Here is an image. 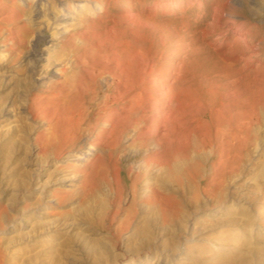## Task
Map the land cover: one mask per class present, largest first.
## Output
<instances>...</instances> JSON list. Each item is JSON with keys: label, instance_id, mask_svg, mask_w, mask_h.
<instances>
[{"label": "bare ground", "instance_id": "6f19581e", "mask_svg": "<svg viewBox=\"0 0 264 264\" xmlns=\"http://www.w3.org/2000/svg\"><path fill=\"white\" fill-rule=\"evenodd\" d=\"M230 1L234 7L229 1L214 7L212 22L204 32L209 43L204 46L201 60L210 64L208 56L211 51L217 52L230 68L229 73L249 71L255 77L243 92L227 95L222 116L210 117L217 129L225 130V149L219 135L200 140V135L193 132L201 104L187 88H182V83V87L177 84L186 74L183 64L175 66L176 80L162 83L161 62L144 57H136L135 61H97L80 42L95 13L85 9L82 18L72 23L61 38L56 54L60 78L33 91L30 79L31 72L37 71L34 63L31 69H19L14 78L17 89L27 95L31 114L46 121L35 137L41 161L50 155L57 158L75 151L80 155L66 162V168L76 177L75 184L66 183L71 179L66 174L64 180L52 178L34 200L25 198L18 211L32 210L43 202L53 208L52 199L56 208L67 207L76 198V207L52 213L77 219V211L88 214L97 207L101 218L97 227L108 232L114 247L133 226L131 237L139 240L136 249L142 243L154 242V232L171 234L169 243L176 249V233L194 219L190 231L200 226L202 230L221 233L212 238L214 246L220 242L226 246L224 254L217 253V247L213 249L217 264H264V86L259 82L264 73V22L250 24L251 17L237 14L238 3ZM101 4L106 7V2ZM29 30L22 23L5 36L6 42L11 41V61L23 52ZM43 40L36 36L34 45ZM102 82L110 93L100 96ZM189 82L203 84L204 79L188 73L183 79L184 87ZM54 102L55 111L50 112L46 107ZM39 104L43 106L40 112L36 111ZM182 140V153L170 148ZM88 142L100 149L89 152L85 149ZM208 146L210 150L206 152ZM257 150L258 157L254 159ZM70 156L73 154L66 157ZM211 156L208 171L206 162ZM137 160L141 162L136 164ZM248 164L255 168L251 180L238 183ZM156 167H160L159 172H154ZM60 169L64 167H56L54 172ZM34 175L27 172L24 195L32 192ZM90 197H94L93 202L88 201ZM243 200L248 201V206L235 204ZM213 211L220 214L213 217ZM54 220H45L38 229H52ZM96 249L99 254L98 244ZM191 249L201 257L207 252L196 244L188 247ZM2 254L0 247V260Z\"/></svg>", "mask_w": 264, "mask_h": 264}, {"label": "rangeland", "instance_id": "374dc122", "mask_svg": "<svg viewBox=\"0 0 264 264\" xmlns=\"http://www.w3.org/2000/svg\"><path fill=\"white\" fill-rule=\"evenodd\" d=\"M103 1L106 7L101 4ZM228 1L233 3L230 0H0V247L3 251L0 264H217L216 255L224 254L226 246L225 242L214 246L212 238L221 233L202 230L200 226L197 231H190L194 219H189L185 229L176 233V249L169 243L173 238L171 234L157 232L152 235L154 242L142 243L136 249L139 240L131 237L133 226L122 234L117 247H114L108 232L97 227L96 222L101 220L97 207L88 214L77 211V219L52 213L76 207L79 204L76 198L67 207L56 208L52 199L50 205L53 208L43 202L32 210L18 211L24 202L34 200L45 190L44 183L52 178L62 177L64 180L66 174L71 178L66 183L69 186L75 184L76 177L66 168V162L68 159L77 160L80 155L75 151L57 158L50 155L48 160L41 161L35 137L37 131L46 126V121L31 114L27 107V95L17 89L14 78L19 69H31L34 64L37 71L31 72L30 79L33 91L60 78V60L56 54L60 50L62 36L72 23L82 18L85 9L95 10L91 23L84 28V39L79 40L92 57L102 62L111 59L135 61L136 57L161 62L162 83L176 80L175 68L183 64L186 74L177 84L182 83L183 87L180 86L187 88V92L201 104L197 109L193 132L200 135V140L207 135H219L220 144L225 149L228 141L225 130L217 129L215 123L210 122V117L222 116L227 95L243 92L255 77L249 71L229 73L230 68L217 52L211 51L208 56L210 64L201 60L205 56L204 46L209 43V36L206 37L204 32L212 22L214 7L217 3ZM235 1L239 5L235 12L249 15L250 24L264 22V0ZM232 5L235 6L234 3ZM22 23L30 27L26 45L18 59L11 61V41L6 42L5 36L10 35V31H16ZM36 36L45 39L38 46L34 45ZM199 48L200 53L197 51ZM83 59L88 63L87 58ZM70 65L71 62L68 63ZM188 73L191 77L204 79V83L189 82L184 87L183 79ZM261 76L259 82L262 87L264 73ZM106 93H110V89L102 82L100 96ZM55 105L54 102L46 108L54 112ZM40 107H43L42 104L36 111L40 112ZM86 145L85 149L89 152L100 149L89 142ZM170 148L182 153L184 141ZM172 150L166 153L165 159ZM209 150L208 146L206 152ZM258 153V150L254 151V159ZM68 154L73 156L66 157ZM212 158L206 162L208 171L211 170ZM139 162L141 160L136 164ZM163 166L161 164V172ZM56 167L64 169L54 172ZM254 169L252 164H248L238 177V183L250 181ZM159 170L160 167H156L154 172ZM29 171L35 174L32 192L24 195L23 182ZM27 197L30 199L25 201ZM93 198L88 201L93 202ZM235 204L248 206L249 203L243 200ZM212 214L216 217L220 212L213 211ZM45 220L55 221L52 229H38ZM194 244L207 250L203 257L192 249L188 250ZM215 247L217 253L213 252Z\"/></svg>", "mask_w": 264, "mask_h": 264}]
</instances>
